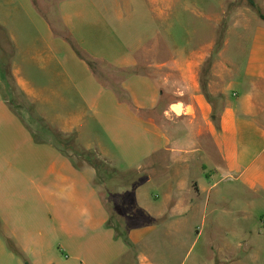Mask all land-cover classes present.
I'll return each mask as SVG.
<instances>
[{"label": "crops", "instance_id": "0c3cea01", "mask_svg": "<svg viewBox=\"0 0 264 264\" xmlns=\"http://www.w3.org/2000/svg\"><path fill=\"white\" fill-rule=\"evenodd\" d=\"M152 11L159 17V7ZM148 12L143 8L140 16ZM93 17L79 14L86 20ZM159 36V27L145 24L133 40L122 42L123 48L105 62L103 85L82 63L88 80L82 90L88 92L91 118L72 110L65 117L35 118L38 125L46 119L55 124L46 135L19 120L0 91V226L26 255L27 264H164L151 262L139 248L155 226H143L129 215L124 234L111 223V210L96 184L97 168L88 159L79 163L74 158L81 146L106 165L118 155L124 169L112 168L120 177L162 167L157 206L138 204V186L132 190L135 204L130 209L162 219L157 224L166 234L188 235L194 220L218 212L222 201L202 195L210 187L194 175L199 156L207 178L226 174L232 184L264 202V18L241 8L235 11L207 81L208 96L200 84L203 53L169 47L168 31L161 50ZM8 56L3 68L23 97L46 102L45 89L31 87L20 76L22 67ZM159 56L164 59L157 61ZM54 61V54L43 58L47 65ZM143 63L147 68H140ZM56 97L61 105L67 103L61 91ZM98 125L113 147L101 142ZM85 137L92 141L82 145ZM151 180L148 176L147 182ZM128 187L124 181L119 192L126 194Z\"/></svg>", "mask_w": 264, "mask_h": 264}, {"label": "rangeland", "instance_id": "374dc122", "mask_svg": "<svg viewBox=\"0 0 264 264\" xmlns=\"http://www.w3.org/2000/svg\"><path fill=\"white\" fill-rule=\"evenodd\" d=\"M252 1L253 4L249 0H0V91L17 118L27 122L40 136L49 133L45 131L55 124L46 119L47 123L38 125L35 118L39 116L65 117L72 110L76 115L85 114V119H90L88 92L82 90L88 82L84 66L90 68L86 59L95 60L94 69L99 74L96 81L102 84L103 64L123 48L122 42L131 41L144 31L145 24L160 28L161 50H164L168 31L169 47L174 46L176 51L192 49L203 53L200 84L201 88L203 85L206 88L235 11L241 8L245 12L249 10L253 17H264V0ZM157 7L161 9L159 17L152 11ZM143 8L149 12L141 17ZM87 12L94 17L90 20L79 18V14ZM51 54L55 55V61L48 65L43 63V58ZM6 55L22 67L20 76L31 87L45 89L47 103H31L23 97L15 79L12 81V76L3 68L4 60L8 59ZM159 57L157 61L164 59ZM142 67L147 68V65L143 63ZM58 90L67 100L65 105H61L56 97ZM97 134L101 142L113 147L102 125H98ZM90 138L85 137L81 144ZM92 139L98 142L96 138ZM81 148H78L80 155H74L79 163L87 158L94 161L95 157L99 158L92 149L89 152L94 156L89 157ZM198 158L194 164V175L203 183L207 181L210 187L202 195L218 196L222 202L217 205L218 212L211 214L209 211L204 218L194 220L195 225L188 235L166 234L157 224L162 219L139 216L136 209H130L135 204L132 190L138 186L141 193L138 204L146 209L157 206L154 200L156 195L161 196V188L156 182L164 174L161 166L124 178L112 168L124 169L125 162L118 155L108 165L96 159V164H99L96 165V184L100 185L101 195L111 210V223L124 234L131 221L127 218L129 215L143 226H155L156 229L148 232L139 247L151 262L264 264V202L252 197L245 188L232 184L226 174L219 172L213 178H207L202 172L200 156ZM148 176L153 181L147 182ZM124 181L129 185L125 189L126 194L120 193ZM100 183L104 184L102 188ZM131 211L132 214L129 213ZM15 245L0 226V264H19L18 259L20 264H27L26 255ZM59 255L65 258V254L59 252Z\"/></svg>", "mask_w": 264, "mask_h": 264}, {"label": "trees", "instance_id": "16d2710c", "mask_svg": "<svg viewBox=\"0 0 264 264\" xmlns=\"http://www.w3.org/2000/svg\"><path fill=\"white\" fill-rule=\"evenodd\" d=\"M250 2H251V4H253V1L252 0H249ZM264 18V17H263ZM221 43H222V41H221ZM221 43H219V46L221 45ZM87 60V62H88V64H89V66H90V68H91V70L93 71V73L95 74V76H97V77H99V74L96 72V70L94 69V66H95V64H96V62H95V60H91V59H86ZM103 66L105 67L106 65L105 64H103ZM104 69H102V71H101V74H103L104 75V78H103V81L106 79V75H105V73H104V71H103ZM128 70H130V68L128 69ZM131 70H132V68H131ZM10 75H11V73L10 72H8ZM13 81V80H12ZM202 90H203V92L208 96V94H207V91H206V88H205V86L203 85V87H202ZM58 135V137H61V134H57ZM65 140V139H64ZM86 155L87 156H89V157H91V156H94V153H91V152H87L86 151ZM88 159V158H87ZM96 159H98V160H100L99 158H97V157H95V161L92 159V160H90V159H88L89 161H90V163L93 165V166H95L96 167V165L98 164H96ZM100 162L101 163H104L102 160H100ZM105 164V163H104ZM99 165V164H98Z\"/></svg>", "mask_w": 264, "mask_h": 264}]
</instances>
